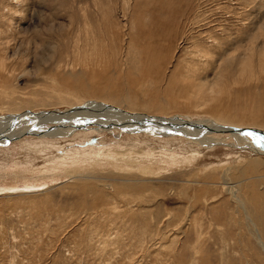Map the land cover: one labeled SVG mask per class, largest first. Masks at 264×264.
<instances>
[{
	"label": "rangeland",
	"instance_id": "1",
	"mask_svg": "<svg viewBox=\"0 0 264 264\" xmlns=\"http://www.w3.org/2000/svg\"><path fill=\"white\" fill-rule=\"evenodd\" d=\"M91 102L264 131V0H0V264H264V142Z\"/></svg>",
	"mask_w": 264,
	"mask_h": 264
},
{
	"label": "bare ground",
	"instance_id": "2",
	"mask_svg": "<svg viewBox=\"0 0 264 264\" xmlns=\"http://www.w3.org/2000/svg\"><path fill=\"white\" fill-rule=\"evenodd\" d=\"M239 63H242V62H239ZM242 65V64H241ZM246 65V64H245ZM244 66V65H243ZM242 66V67H243ZM247 66V65H246ZM245 67V66H244ZM243 67V68H244ZM247 69V68H246ZM200 88V87H199ZM93 110H96V111H108V112H116V114H122L124 116H126L125 118H128L130 121H129V125H133L135 124L136 122H148L151 124V126L153 125V127H170L171 129H176L177 133H174V134H177V136H181V137H185V136H198V135H202V134H205V135H208V136H211L212 134H227V135H231V136H234V137H238V138H244V136H247V137H250L252 139H254L255 141L257 142H264V131L262 130H259V129H254V128H237V127H233V126H221V125H217V124H214L210 121H180V124H185V126H188L190 127L191 129H186L184 126L183 127H180L179 124H175V120L177 118H170V119H161V118H158V117H150V116H146V115H137V114H134V113H129V112H124L123 110H120L119 108H114L112 106H109V105H105V104H101V103H94V102H91L90 104H87V105H83L82 107H79V108H74L72 110H69V112H62L60 113L61 117L62 116H67L69 115L70 113L73 114V115H78L77 119H82V118H85V112L87 111H91L92 113ZM105 114V112H103ZM30 115V114H29ZM102 115V114H101ZM9 116V115H8ZM22 115L20 114H15L14 116L11 115L10 118H12V125L15 126V129L14 131H12L10 133V135H8L7 133H4V134H0V144L4 143V141H7L11 136H12V133L14 132V134H16V136L18 135H22L24 133H31L33 134V132H35L36 130L33 129L31 127V125L28 127V131L24 130V129H20V126H22V123H26L25 120L26 118L24 117H21ZM33 117H36L38 118L39 120L41 119L39 117L38 114H32ZM41 116V115H40ZM49 117V116H47ZM90 117L92 119H94L96 117V115H92L90 113ZM53 118V117H51ZM50 118V119H51ZM43 119V118H42ZM74 119V118H73ZM97 119V118H96ZM179 119V118H178ZM177 119V120H178ZM4 120V119H2ZM58 120V119H57ZM62 120V119H61ZM117 120V119H116ZM181 120V119H180ZM20 121V122H19ZM54 121V120H53ZM179 121V120H178ZM43 122H45V120H43ZM60 122V121H59ZM98 122V121H97ZM119 122V121H118ZM122 122V121H121ZM128 122V121H127ZM177 122V121H176ZM206 123H209L212 128H207L208 132L205 133L206 129L203 131V128H201V126L203 124H206ZM85 124V123H84ZM92 124V123H91ZM98 124V123H97ZM100 124V123H99ZM140 124V123H139ZM6 125V124H5ZM4 125V126H5ZM9 125V124H8ZM11 125V124H10ZM109 125V124H108ZM207 125V124H206ZM3 126V128H4ZM138 126V125H137ZM147 126V125H146ZM151 127V128H153ZM180 127V128H179ZM9 128V127H8ZM137 129V128H136ZM143 129V128H142ZM147 129V128H145ZM150 129V128H149ZM155 129V128H154ZM173 129V130H174ZM151 130V129H150ZM242 130V131H241ZM6 131H9V130H6ZM166 130H164L165 132ZM197 131V132H196ZM152 132V131H151ZM169 132V131H168ZM3 133V132H2ZM156 133V132H155ZM188 134V135H187ZM158 135V134H157ZM161 136V135H160ZM166 136V134H165ZM193 139V138H192ZM205 141H208V144L204 145L202 143H199L200 146H205V147H212V146H215L217 143H215L214 141L211 140V138H204ZM13 140V139H12ZM15 140V139H14ZM224 140V139H223ZM33 143V142H32ZM255 144V143H254ZM4 145V144H3ZM264 145V144H263ZM255 146H257V144H255ZM50 148V147H49ZM171 148V147H170ZM257 149V148H256ZM174 152V151H173ZM253 153L254 154H258V155H263L264 153L260 152L259 150H254L253 149ZM186 156V155H185ZM139 161V160H138ZM71 162V161H70ZM75 169V168H73ZM72 170V169H70ZM69 170V171H70ZM77 170V169H75ZM75 170H72L75 171ZM68 171V170H67ZM150 172V171H149ZM142 176V175H141ZM224 184V183H223ZM226 184V183H225ZM13 190V189H12ZM231 191L232 195L235 196V192L233 190H229ZM6 196H9L8 194H6ZM4 198V197H3ZM8 198V197H7ZM239 202V200H237Z\"/></svg>",
	"mask_w": 264,
	"mask_h": 264
},
{
	"label": "water",
	"instance_id": "3",
	"mask_svg": "<svg viewBox=\"0 0 264 264\" xmlns=\"http://www.w3.org/2000/svg\"><path fill=\"white\" fill-rule=\"evenodd\" d=\"M242 131V130H241Z\"/></svg>",
	"mask_w": 264,
	"mask_h": 264
}]
</instances>
